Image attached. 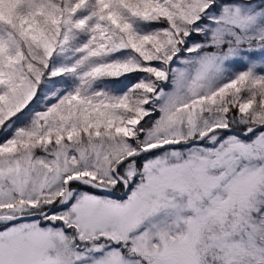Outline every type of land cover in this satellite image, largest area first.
Wrapping results in <instances>:
<instances>
[{"label":"snow or ice","instance_id":"snow-or-ice-1","mask_svg":"<svg viewBox=\"0 0 264 264\" xmlns=\"http://www.w3.org/2000/svg\"><path fill=\"white\" fill-rule=\"evenodd\" d=\"M0 264H264V0H0Z\"/></svg>","mask_w":264,"mask_h":264}]
</instances>
